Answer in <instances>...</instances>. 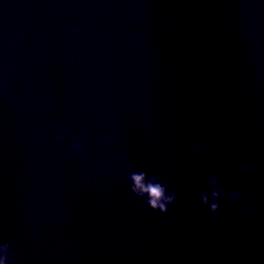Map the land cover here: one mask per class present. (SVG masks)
<instances>
[{"label": "water", "instance_id": "obj_1", "mask_svg": "<svg viewBox=\"0 0 264 264\" xmlns=\"http://www.w3.org/2000/svg\"><path fill=\"white\" fill-rule=\"evenodd\" d=\"M129 169L178 193L167 215ZM213 175L247 196L219 219ZM0 242L16 264H264V0H0Z\"/></svg>", "mask_w": 264, "mask_h": 264}, {"label": "clouds", "instance_id": "obj_2", "mask_svg": "<svg viewBox=\"0 0 264 264\" xmlns=\"http://www.w3.org/2000/svg\"><path fill=\"white\" fill-rule=\"evenodd\" d=\"M83 26L72 25L71 32L80 35L83 32ZM181 117L191 120V112L186 110L181 113ZM95 123V121H94ZM71 134L64 130L63 125L57 126L56 139L63 142L69 139ZM216 141L207 139L203 145H195L192 148L194 156L205 154L208 148L215 146ZM113 145L111 138L104 141V148L110 149ZM70 151L73 155L84 150L85 145L82 141L76 140L69 145ZM128 157L122 156L117 161V167L125 168L128 163ZM241 173H249L252 171L250 164L241 162L237 165ZM129 190L136 198L143 200L151 212H158L161 215H167L169 207L175 205L178 199V193L171 190L168 185L162 182L161 178L153 174L149 176L148 172L142 170H128L127 176ZM206 186L199 191V198L202 205L209 210V216L212 219H219L222 200H227L233 207L241 206L242 202L247 199L244 192L240 190L227 191L219 185V177L213 175L205 182ZM242 215L248 217H255L258 209L252 205L240 207ZM143 217L149 218V213L144 212ZM18 258V251L10 242H0V264H16Z\"/></svg>", "mask_w": 264, "mask_h": 264}]
</instances>
